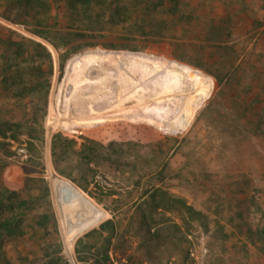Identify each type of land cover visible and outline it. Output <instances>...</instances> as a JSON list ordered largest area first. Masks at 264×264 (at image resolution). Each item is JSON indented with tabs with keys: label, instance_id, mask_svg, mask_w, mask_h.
Masks as SVG:
<instances>
[{
	"label": "rangeland",
	"instance_id": "374dc122",
	"mask_svg": "<svg viewBox=\"0 0 264 264\" xmlns=\"http://www.w3.org/2000/svg\"><path fill=\"white\" fill-rule=\"evenodd\" d=\"M115 1L0 0V125H11L6 135L17 137L0 139V176L10 189L25 177L46 183L48 196L40 202L49 209L36 213H47V235L32 241L47 245L49 254L59 251L68 264H87L85 244L96 239L81 241L78 254L76 241L110 221L104 235L111 237L112 264H264V0H176L171 14L139 18L134 11L113 17L108 8ZM137 1L152 11L157 0ZM225 25L220 42L209 39ZM131 54L144 55L147 64L133 71L129 62L112 59ZM157 58L172 66L171 119L148 103L170 94L167 85L138 92L147 89L144 70L163 79L151 63ZM13 81L29 89L6 84ZM77 107L85 111L76 115ZM58 134L75 142L64 145L70 166L86 140L94 141L99 164L89 176L74 173L91 181L87 191L54 170L51 142ZM149 165L153 172L141 170ZM51 180L79 191L100 213L97 222L77 233L86 210L55 196ZM163 183L173 198L158 199L170 210L152 205L150 196ZM120 202L122 209L111 213ZM29 248L5 247L13 264H41L31 256L15 261Z\"/></svg>",
	"mask_w": 264,
	"mask_h": 264
},
{
	"label": "trees",
	"instance_id": "16d2710c",
	"mask_svg": "<svg viewBox=\"0 0 264 264\" xmlns=\"http://www.w3.org/2000/svg\"><path fill=\"white\" fill-rule=\"evenodd\" d=\"M74 1V0H73ZM120 0H116L114 4L109 6L108 10L113 17L120 18L122 16L125 17L126 13H130L134 11L138 18L143 14H156L159 11L168 12V14L172 13V10L178 4L176 0H157L152 4V11H146L141 7V1L134 0L130 1L129 5L124 4L120 5ZM126 18V17H125ZM188 18V17H187ZM164 24H167L168 21L162 20ZM214 19L211 20V22ZM138 25L141 24L137 22ZM226 24V23H224ZM215 24H212L214 26ZM211 26V25H210ZM225 25L222 29L217 28L213 30V35L209 37L210 40L217 39L216 42H220L223 39V35L227 31ZM224 32V33H223ZM264 32V31H263ZM222 34V35H221ZM224 49L233 51V47H224ZM205 72L209 74L208 70L205 69ZM8 82L6 83L10 88L14 87L12 84L17 85V89H21L26 91L29 88H25V86H19V82L17 81ZM35 87H30V90L33 91ZM23 91V92H24ZM22 93V92H21ZM261 127V123H256V129ZM5 125H0V139L9 140L12 143L17 141L16 135L11 134L7 137L6 133L12 131V126H8L5 129ZM18 128V126H17ZM13 132V131H12ZM11 132V133H12ZM87 143L83 144L82 147L79 149V152L76 153L80 154V159L77 163L72 164L71 166L64 161L63 158L66 157L67 148L64 147L65 143H69L70 145H75L73 140H67L61 135H56L53 137L51 142V157H52V164L54 170L58 173V175L69 179L72 183L77 185L83 191H87L91 181H87L85 177L76 176L74 177V173L79 172L78 169H81L83 173L90 174L91 170L93 169L94 164H99L96 162L95 152L96 146L94 145V141L86 140ZM0 146H5L4 143H0ZM120 153L125 157L128 156L122 146L120 147ZM115 152V150H113ZM123 152V153H122ZM21 162H26V159L23 157L18 158ZM116 162V161H114ZM80 165V166H79ZM154 166L149 165V167H143L141 170H147L150 173L153 172ZM87 176V175H86ZM82 179L84 183L82 182ZM43 183L45 186L44 189L41 190L36 187L37 183ZM163 187H158L152 193L151 200L152 205L155 209L161 210H170V206L163 205L161 200L158 199V195L160 196H168L169 200L173 198L172 194L168 193L164 188L166 183H163ZM38 189L40 194L35 195V189ZM149 192V191H148ZM112 194V193H111ZM48 196V190L46 187V183L42 178H34V177H25L22 179L21 187L17 189H10L4 184L3 177L0 176V264H13L12 259L7 254L5 249L6 246H28L30 247L27 252L24 250L18 251L14 256L15 261H26L30 256L31 258L36 261H40L41 264H68L63 258L59 255V251H54L49 254V248L47 245L43 246L40 243H35L33 239H43L45 235H47V229L44 225V219H46L47 213L37 214V211H40L44 208V210L49 209L48 203L40 202L43 198ZM132 201V200H130ZM120 207H117L116 211L112 208L109 209L111 213H115L122 209L124 203ZM126 205V204H125ZM127 209V208H126ZM111 222L107 221L101 224L99 227L92 229L91 231L87 232L83 236H81L75 243V253L78 254L79 251V243L81 241H86L89 238H94L96 241H92L85 244V252L89 254L85 263L87 264H112L109 259V252L112 248L111 245V237L110 234L105 236L106 227L110 226ZM110 233V232H109ZM99 242H98V241ZM29 243V244H28ZM113 253L117 254L118 251L114 249ZM48 253L49 255H46ZM120 259V258H118ZM79 261H83L80 258Z\"/></svg>",
	"mask_w": 264,
	"mask_h": 264
},
{
	"label": "bare ground",
	"instance_id": "6f19581e",
	"mask_svg": "<svg viewBox=\"0 0 264 264\" xmlns=\"http://www.w3.org/2000/svg\"><path fill=\"white\" fill-rule=\"evenodd\" d=\"M113 60H115L116 62H129L131 64L128 65L130 68L133 69V71L137 70L136 68H139L140 64H147L146 62H143V59H145L144 55H136V54H131V55H127V56H123V55H115L112 56ZM114 61H111V63ZM110 63V62H109ZM151 63H153L156 67H158L159 73L161 76V78L163 79H158L157 77L154 76L153 73H151L150 71L152 69H150L149 71L144 70L145 72H148L147 74L150 76L148 77V75H146V80L149 79L151 81H144L143 83L145 84V87H147V89H144V87H140V89L138 90V92L141 91H148L153 85L155 86L157 83L159 84H163V85H167L168 90L171 89L172 92H170V94H166L164 95H160L157 98L154 99H150V101L148 103L153 104L154 109H156L157 111L159 110L160 113L168 119H171L174 117L175 112H176V102H177V95H176V88L173 86V83L171 82V70H172V66L167 63L165 60H162L160 58H157L154 61H151ZM79 65V64H78ZM77 65V66H78ZM150 65V63L148 64ZM145 68V67H143ZM69 72L70 73H74L75 71H77V67H71L69 66ZM150 73V74H149ZM104 80H106L107 76H103ZM118 81H116L115 84H117ZM118 85V84H117ZM112 88V87H110ZM114 90V89H113ZM110 91V92H109ZM109 94L112 93V90H108L107 91ZM113 94V93H112ZM115 94V93H114ZM137 95V94H136ZM105 96V95H102ZM113 96V95H112ZM110 97V96H108ZM106 97V98H108ZM96 99V98H95ZM102 98H100V100H102ZM104 101V100H103ZM94 103V102H93ZM100 103V102H98ZM81 105V104H80ZM99 104L93 105L92 109H95L98 107ZM156 105V108H155ZM92 106V104H91ZM74 110V109H73ZM82 111H85L84 109L82 110V108L77 107L75 108V112L76 115H78L77 113L81 114ZM112 117V115H105V116H97V117H92L91 120L87 121V126L89 125H93L94 123L105 119L106 117L108 118ZM50 174V173H49ZM51 190H53V193H57V197L59 198V194L58 193H62V197L64 196V198H68V201H70L71 205H82V210H86V221L82 222L81 226L79 227V229H77V233L81 232L82 230L86 229L87 227L93 225L94 223L97 222V220L100 218V213L98 211H94L91 206L88 204L87 200L83 197V195H81V193L77 192V190L69 183L64 182L63 180H51ZM66 195V196H65ZM77 233H75L74 235H76ZM73 239V235L70 236V238L67 240V252L66 253H70L71 252V240Z\"/></svg>",
	"mask_w": 264,
	"mask_h": 264
},
{
	"label": "crops",
	"instance_id": "0c3cea01",
	"mask_svg": "<svg viewBox=\"0 0 264 264\" xmlns=\"http://www.w3.org/2000/svg\"><path fill=\"white\" fill-rule=\"evenodd\" d=\"M14 180H15V178H14V177H13V178H11V182H13V183H14V182H15ZM63 181H64V180H63ZM64 182H66V183H69V182H67L66 180H65ZM77 192H78V191H77ZM78 193H79V192H78ZM56 194H57V193H55V192H54V195H55V196H57ZM58 194H59V196H60V197L62 196V193H58Z\"/></svg>",
	"mask_w": 264,
	"mask_h": 264
}]
</instances>
